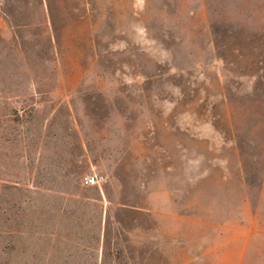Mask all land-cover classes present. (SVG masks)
<instances>
[{
    "label": "rangeland",
    "instance_id": "rangeland-1",
    "mask_svg": "<svg viewBox=\"0 0 264 264\" xmlns=\"http://www.w3.org/2000/svg\"><path fill=\"white\" fill-rule=\"evenodd\" d=\"M0 264H264V0L5 1Z\"/></svg>",
    "mask_w": 264,
    "mask_h": 264
},
{
    "label": "built area",
    "instance_id": "built-area-1",
    "mask_svg": "<svg viewBox=\"0 0 264 264\" xmlns=\"http://www.w3.org/2000/svg\"><path fill=\"white\" fill-rule=\"evenodd\" d=\"M103 176H99L98 174H94V175H89L86 176L83 180L85 185L88 186H94V185H98L103 181Z\"/></svg>",
    "mask_w": 264,
    "mask_h": 264
},
{
    "label": "crops",
    "instance_id": "crops-1",
    "mask_svg": "<svg viewBox=\"0 0 264 264\" xmlns=\"http://www.w3.org/2000/svg\"><path fill=\"white\" fill-rule=\"evenodd\" d=\"M5 1L7 2L8 0H0V6L3 5L5 3ZM89 176V175H88ZM99 185V184H98ZM88 186V185H86ZM95 186V185H94ZM89 187V186H88Z\"/></svg>",
    "mask_w": 264,
    "mask_h": 264
}]
</instances>
